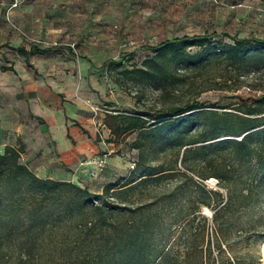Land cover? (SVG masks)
I'll use <instances>...</instances> for the list:
<instances>
[{
    "label": "rangeland",
    "instance_id": "rangeland-1",
    "mask_svg": "<svg viewBox=\"0 0 264 264\" xmlns=\"http://www.w3.org/2000/svg\"><path fill=\"white\" fill-rule=\"evenodd\" d=\"M55 1L58 6L66 5L64 1ZM40 5L41 0H0V76L3 64L34 68L33 57L27 55L25 60L19 59L9 43L18 38L39 42L38 37L25 34L19 7L40 11ZM210 32L215 33L214 39L223 41H231L224 32L239 36L263 35L264 0H85V93L63 95L84 103L85 108H80L78 115L85 123L89 144L85 158L67 166V171L78 172V175L73 177L67 172L71 176L61 179L100 193L109 182L120 185L127 178H134L130 189L110 198L116 211L111 212L109 208L101 211L122 227L150 214L154 222L151 225L155 237L153 246L158 250L156 261L163 255L164 264H264V201L252 211L253 217H257L260 210L261 219L257 218L250 228L231 231L220 238L222 249L218 247L211 210L201 204L195 211L193 225L202 222L201 212L208 217L206 230L190 240L192 254L187 262L183 260L184 227L193 216L190 205L202 197L203 189L207 192L219 186L216 177L202 179L181 161L184 148H193L199 143H186L190 138L208 136L220 123L219 114L209 113L210 109L218 113L237 112L238 103L249 101L264 90V62L251 58L239 68L228 71L223 57L213 54L195 65L176 68L170 64L166 67L171 77L161 88L150 79L131 78L122 74L120 67L103 64L122 53L132 52L128 66H139L152 54L147 45L184 33ZM52 45L60 46L57 62L52 63L54 68L59 72L71 70L70 55L63 49L66 45ZM71 47L79 50L75 43ZM223 74L230 78L224 80ZM3 96L6 95L0 90V98ZM195 98L204 101L205 109L187 114L175 130L165 127L142 132L121 129L113 133L105 118L106 113L113 110L128 113L147 109L156 114L166 105ZM113 120L108 118L110 122ZM152 121L154 119L148 123ZM227 136L230 135L219 137ZM137 137L142 142L140 148L133 145ZM140 149H143L142 164L157 169L173 167V172L166 170L158 177L139 180L135 160ZM196 155L194 150L188 153L187 163H195ZM181 170L193 179L186 178ZM62 194L72 198L67 202L54 198L42 212L38 209L30 213L33 205L25 200L0 204V264H82V260L85 261V252L90 248L87 239L93 231L100 233L89 227V222L98 217L100 210L85 207V201L77 200L78 193L72 188H66ZM93 201L96 203L99 199ZM238 222L232 220L234 225ZM102 229V234L106 235L113 230L109 224Z\"/></svg>",
    "mask_w": 264,
    "mask_h": 264
},
{
    "label": "trees",
    "instance_id": "trees-1",
    "mask_svg": "<svg viewBox=\"0 0 264 264\" xmlns=\"http://www.w3.org/2000/svg\"><path fill=\"white\" fill-rule=\"evenodd\" d=\"M214 34V32L184 33L147 45L152 50V54L145 57L139 66H128L132 52L122 53L117 59L105 61L103 64L111 63L115 68L120 67V72L131 78L150 79L161 88L163 82L171 77L166 67L170 64L176 68L180 65H195L210 59L213 54L223 57L228 71L239 68L251 58L264 62V34L239 36L224 32L223 34L231 38V41L214 39ZM11 47L24 55L46 50L36 45H32L29 49L24 46ZM1 69H13V67L1 65ZM222 78L227 80L230 77L223 74ZM205 107L204 101L195 98L166 105L156 114L147 109H135L128 113L113 110L115 113L107 112L105 118L113 133L121 129H137L142 132L146 129L158 130L165 127L175 130L183 123L187 114L203 110ZM236 109L237 112L224 110L220 113L210 109L209 113L219 114L220 123L208 136L190 138L186 143H199L193 148L185 147L183 150L181 161L184 165L190 167L202 179L216 177L219 186L207 192L203 189L202 197L190 205L193 216L187 219L184 227L186 243L183 260L185 262L192 254L190 240L197 234L203 235L206 230L208 217L201 212L199 214L202 222L200 225H197L198 223L193 225L195 211L200 209L201 204L211 210L210 218L219 239V249H222L220 238L228 236L231 231L238 232L250 228L257 218L262 217L260 210L257 212V217H253L252 211L259 208L264 201V90L253 99L238 103ZM110 117L114 119L111 122L108 121ZM151 119L154 121L148 123ZM223 134L230 136L219 137ZM141 143L140 137L133 141V145L137 148L141 147ZM22 150L20 144L5 145L0 150V204H14L25 200L33 205L30 206V213L38 209L42 212L45 205L54 198L59 197L67 202L72 197H64L62 192L66 188H72L78 193L75 198L85 201V207L100 210L98 217L89 222V227L93 230L98 229L100 233L93 231L87 239L90 248L85 252V261L82 260V264H164L163 255H159L158 260H155L158 250L153 246L155 237L151 225L154 222L150 214L143 215L139 220L122 227L119 224L115 225L116 223L110 221L101 211L103 208H109L111 212L116 211L114 201L110 198L130 189L134 178H127L120 185L109 182L103 185L100 193H97L90 191L86 186L81 187L64 179L39 176L21 160ZM193 150L197 154L195 158L197 161L189 164L186 159L188 153ZM142 161L143 149H140L135 160V170L140 171L139 180L158 177L166 170L173 172L171 169L173 167L157 169L153 165L142 164ZM180 172L186 178L193 179L186 171ZM94 199L99 201L95 203ZM37 203L41 205L37 206ZM244 216L245 219L242 218ZM234 219L239 220L237 225L232 223ZM108 224L113 230L109 235L102 234L103 226ZM200 260L202 263V255ZM227 261L232 263L229 258Z\"/></svg>",
    "mask_w": 264,
    "mask_h": 264
},
{
    "label": "crops",
    "instance_id": "crops-1",
    "mask_svg": "<svg viewBox=\"0 0 264 264\" xmlns=\"http://www.w3.org/2000/svg\"><path fill=\"white\" fill-rule=\"evenodd\" d=\"M58 1H64L65 7L56 5L55 0H41L40 11L19 7L25 34L38 37L39 42L18 38L9 44L46 50L28 54L33 57L32 70L13 64V69L2 71L0 90L6 96L0 98V150L20 144L21 160L36 174L61 179L78 175L67 171V166L85 158L89 135L78 115L84 103L63 95L85 93V0ZM54 41L66 45L63 49L70 55L71 70L59 72L52 65L60 48L52 45ZM73 43L78 51L71 47ZM18 55L23 60L27 57Z\"/></svg>",
    "mask_w": 264,
    "mask_h": 264
},
{
    "label": "built area",
    "instance_id": "built-area-1",
    "mask_svg": "<svg viewBox=\"0 0 264 264\" xmlns=\"http://www.w3.org/2000/svg\"><path fill=\"white\" fill-rule=\"evenodd\" d=\"M52 44H58V42L57 41H54V42H52Z\"/></svg>",
    "mask_w": 264,
    "mask_h": 264
}]
</instances>
